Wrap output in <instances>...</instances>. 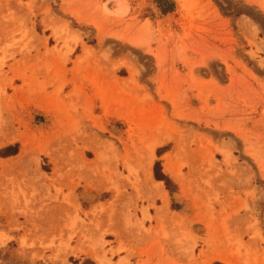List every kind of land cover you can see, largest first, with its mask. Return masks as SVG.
<instances>
[{
    "label": "rangeland",
    "instance_id": "rangeland-1",
    "mask_svg": "<svg viewBox=\"0 0 264 264\" xmlns=\"http://www.w3.org/2000/svg\"><path fill=\"white\" fill-rule=\"evenodd\" d=\"M212 256L264 264V0H0V264Z\"/></svg>",
    "mask_w": 264,
    "mask_h": 264
},
{
    "label": "bare ground",
    "instance_id": "bare-ground-1",
    "mask_svg": "<svg viewBox=\"0 0 264 264\" xmlns=\"http://www.w3.org/2000/svg\"><path fill=\"white\" fill-rule=\"evenodd\" d=\"M14 140V138L13 139H9V140H5V141H3V143H2V145H8V144H11V143H13L12 141ZM164 143V142H163ZM162 141L161 142H156L155 144H154V146L153 147H151L150 148V152H149V154L151 153L152 155V157H153V151H154V149L156 148V147H160L162 144ZM21 144H22V148H23V150H21L22 152L20 153V154H18V156L17 157H15L13 160H15V161H19V160H22L23 159V157L25 156V154H26V150H27V148H26V145H25V143L24 142H21ZM97 153V152H96ZM152 160V159H151ZM11 162V161H10ZM147 164V163H146ZM150 169H151V162H149L148 161V167L146 168V178H147V181L151 184V191H152V193H154L155 194V197L156 198H158V199H160V201L162 202V204H163V209H161L162 211H164V212H166L168 215H172L171 216V221L173 222V223H176V222H180L181 221V219L177 216V215H175V214H173V213H168V211H167V206H168V200H167V194L163 191V189H162V187H161V184H159V183H155V182H153L152 181V179H151V171H150ZM167 171L168 172H173V170L172 169H170V168H167ZM173 177H175L176 179H178V175L177 174H173ZM160 210V211H161ZM161 214V213H160ZM170 221V222H171ZM98 261H99V259H98ZM212 262H220V263H223V264H233V262L232 261H230L228 258H226V257H222V256H212V258H210V260L207 262V264H209V263H212ZM99 264H101L100 262H99Z\"/></svg>",
    "mask_w": 264,
    "mask_h": 264
},
{
    "label": "trees",
    "instance_id": "trees-1",
    "mask_svg": "<svg viewBox=\"0 0 264 264\" xmlns=\"http://www.w3.org/2000/svg\"><path fill=\"white\" fill-rule=\"evenodd\" d=\"M156 167V166H155ZM154 177L157 181H162L164 182L165 186H166V189L168 190V187H169V180L164 177V176H161L159 174L156 173V168H155V172H154Z\"/></svg>",
    "mask_w": 264,
    "mask_h": 264
},
{
    "label": "crops",
    "instance_id": "crops-1",
    "mask_svg": "<svg viewBox=\"0 0 264 264\" xmlns=\"http://www.w3.org/2000/svg\"><path fill=\"white\" fill-rule=\"evenodd\" d=\"M34 108L36 107V106H33ZM12 144V143H11ZM9 145V144H8ZM8 145H2V146H8ZM17 157V156H16ZM151 179H152V181L153 182H155V183H158V182H156L155 180H154V178H153V174H152V170H151ZM159 184H161V183H159ZM151 185V184H150ZM162 186V185H161ZM163 191L165 192V190L163 189ZM166 193V192H165Z\"/></svg>",
    "mask_w": 264,
    "mask_h": 264
}]
</instances>
